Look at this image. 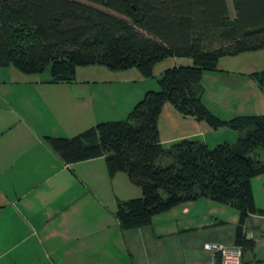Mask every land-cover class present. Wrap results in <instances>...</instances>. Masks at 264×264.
Returning a JSON list of instances; mask_svg holds the SVG:
<instances>
[{"label": "trees", "instance_id": "obj_1", "mask_svg": "<svg viewBox=\"0 0 264 264\" xmlns=\"http://www.w3.org/2000/svg\"><path fill=\"white\" fill-rule=\"evenodd\" d=\"M0 0V68L23 75L47 71L48 84L73 81L78 66L137 69L152 78L153 66L174 64L155 78L120 121L102 122L70 138L42 137L64 165L102 158L109 178L125 174L140 196L117 201L113 217L121 231L148 226L151 218L197 199L237 211L235 243L242 245L253 204L250 182L264 174V116L222 120L201 102L200 79L224 56L264 50V0ZM264 87V70L249 73ZM164 103L210 128L242 132L234 145L209 148L194 139L163 146L157 118Z\"/></svg>", "mask_w": 264, "mask_h": 264}, {"label": "crops", "instance_id": "obj_2", "mask_svg": "<svg viewBox=\"0 0 264 264\" xmlns=\"http://www.w3.org/2000/svg\"><path fill=\"white\" fill-rule=\"evenodd\" d=\"M6 118H0V264H210L207 243L239 248L240 264H264V215H246L239 245L237 211L207 199L178 204L153 216L148 226L121 231L112 216L115 203L138 198L139 188L121 172L109 178L102 158L64 165L42 141L70 138L106 122L99 117L91 116L80 130L79 118L71 119L60 132L53 126L59 121L24 112ZM182 120L175 121L176 128L186 124ZM16 123L22 132L13 131ZM195 126L191 132L159 134V141L221 144L207 143L206 134L197 132L202 126ZM250 185L254 206L264 210V174Z\"/></svg>", "mask_w": 264, "mask_h": 264}, {"label": "rangeland", "instance_id": "obj_3", "mask_svg": "<svg viewBox=\"0 0 264 264\" xmlns=\"http://www.w3.org/2000/svg\"><path fill=\"white\" fill-rule=\"evenodd\" d=\"M225 5L229 17H233L231 0H225ZM181 63L189 64L190 61L167 58L155 64L152 78H144L134 67L110 70L103 66H78L75 68L73 81L56 84L46 83L50 79L47 71L23 75L11 67L0 68V118L8 121L6 117H11L14 120V117L24 112L43 121H59V124H53L59 132L66 129L65 125L71 119L79 118L77 130L87 127L91 116L94 121L98 117L106 122L120 121L125 119L146 91L157 90L155 78L163 70ZM262 70L264 50L220 58L216 63V71L204 72L201 76L203 106L210 114L222 120L238 116H264V87L259 89L248 77L249 73ZM90 110L94 111L93 115ZM176 115L178 119L175 118ZM181 119H185L182 121L186 124L180 123L176 128L175 121ZM195 125L202 126V131L197 132L205 133L209 144L217 139L221 143L234 145L243 134L226 127L212 129L204 121L187 116L184 118L168 103H164L157 118L158 138L159 134L164 138V135L171 136L181 129L191 132ZM13 129L14 132H22L24 128L16 123ZM33 146L34 143L24 145L26 148ZM257 157L264 161L263 152L259 151ZM129 196L132 195L125 198Z\"/></svg>", "mask_w": 264, "mask_h": 264}, {"label": "built area", "instance_id": "obj_4", "mask_svg": "<svg viewBox=\"0 0 264 264\" xmlns=\"http://www.w3.org/2000/svg\"><path fill=\"white\" fill-rule=\"evenodd\" d=\"M203 250L209 254L210 264H240L239 248L207 243Z\"/></svg>", "mask_w": 264, "mask_h": 264}]
</instances>
